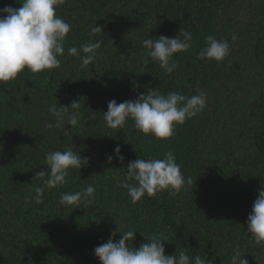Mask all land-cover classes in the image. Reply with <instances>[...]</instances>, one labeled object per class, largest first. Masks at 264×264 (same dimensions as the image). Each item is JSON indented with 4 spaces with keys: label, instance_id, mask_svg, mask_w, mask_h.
I'll use <instances>...</instances> for the list:
<instances>
[{
    "label": "trees",
    "instance_id": "16d2710c",
    "mask_svg": "<svg viewBox=\"0 0 264 264\" xmlns=\"http://www.w3.org/2000/svg\"><path fill=\"white\" fill-rule=\"evenodd\" d=\"M7 5L21 6L0 0V8ZM56 14L71 25L60 66L36 73L25 68L0 82V264H100L94 247L116 228L136 231L130 247L160 233L166 255L183 250L212 264H232L238 249L248 264H264V245L246 231L264 188V0H64ZM95 23L103 28L93 37ZM179 31L191 32L193 40L188 51L174 55L175 71L165 74L151 58L141 63L144 39ZM207 35L228 40L222 61L197 58ZM90 39L102 44L95 61L82 67L67 49ZM149 88L186 96L200 88L206 107L167 139L142 133L132 119L123 128L106 125L108 101L135 100ZM73 101L81 105L76 127L67 133L45 127L55 123L52 104L69 106L70 114ZM117 145L123 161L113 153ZM68 148L84 164L68 169L65 184L42 185L35 173L46 170V155ZM167 151L193 183L174 196L164 190L133 203L117 184L128 162L163 158ZM90 184L96 189L91 204L59 203L61 193ZM37 186L44 187L42 203L33 198Z\"/></svg>",
    "mask_w": 264,
    "mask_h": 264
},
{
    "label": "clouds",
    "instance_id": "9594fccd",
    "mask_svg": "<svg viewBox=\"0 0 264 264\" xmlns=\"http://www.w3.org/2000/svg\"><path fill=\"white\" fill-rule=\"evenodd\" d=\"M20 7L7 5L0 8V82H7L17 77L25 68L36 73L43 70L58 68L61 60L58 58L65 53V37L71 30V25L56 14V8L64 0H18ZM102 25L90 26V34L95 37L102 34ZM182 37V38H181ZM236 34L231 36L234 42ZM192 33L179 31L175 37L160 35L158 39L148 38L142 41L145 51L141 54V63L149 64V59L159 63L165 74H170L178 68L173 59L179 52L188 51L192 47ZM102 41L90 39L80 45V48L69 47L68 55L78 56L82 67L92 64L97 57V50ZM230 50L228 40H218L213 35L205 37V46L196 53L198 59L222 61ZM82 53V54H81ZM197 94L186 96L177 91L161 94L158 88H149L135 100H125L117 103L115 99L108 101L107 111H103V119L110 128H123L128 119L134 121V127L144 134H152L158 139H167L174 135L175 126L183 124L186 119L197 116L204 110L207 94L197 88ZM74 110L69 114V106L57 107L52 104L48 111L55 117V123L45 124L46 128H58L67 133L79 122V101L70 104ZM70 125V129H65ZM114 155L121 161L117 145L113 149ZM109 161L112 156L108 157ZM46 170L35 173L42 185L49 189L65 184L69 175V168L80 169L83 161L79 153L71 148L64 151L49 152L45 157ZM176 162L172 151L164 153L163 158H144L129 161L123 180H117L121 188L128 191L132 202L139 201L145 194L153 196L164 190L170 195H176L186 186L193 183L191 177L185 178ZM95 186L87 185L80 191L61 193L59 203L62 206L79 205L83 202L91 204L95 199ZM34 199L43 202L44 187L34 189ZM27 202V200H26ZM74 208V209H75ZM247 233L254 242L264 245V188L252 204L251 212L247 216ZM117 233L121 236L114 240ZM136 231H118L111 233L107 242L94 247V255L100 264H212L205 256L191 257L186 251L178 254L166 255L163 241L167 238L160 233L144 236L145 242L137 247H130L129 241L134 239ZM237 249L232 256V264H248Z\"/></svg>",
    "mask_w": 264,
    "mask_h": 264
}]
</instances>
